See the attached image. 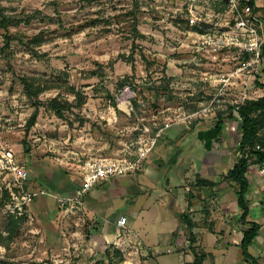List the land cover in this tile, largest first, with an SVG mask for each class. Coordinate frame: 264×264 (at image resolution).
Returning <instances> with one entry per match:
<instances>
[{"label": "rangeland", "instance_id": "1", "mask_svg": "<svg viewBox=\"0 0 264 264\" xmlns=\"http://www.w3.org/2000/svg\"><path fill=\"white\" fill-rule=\"evenodd\" d=\"M190 5V0H0V148H11L30 174L22 189L15 188L0 162V264H117V257L106 261L111 252L87 253L90 223L82 212H65L58 190L40 193V179L52 177L53 170L45 169L64 166L78 180L85 161L135 158L140 137L154 136L170 122L174 125L160 138L179 141L180 149L202 120L216 134L220 114L228 120L236 105L264 96V7L256 12L262 58L249 66L250 57L229 44H206L202 50L206 36L234 28L230 6L197 0L198 21L192 24ZM23 78L43 91L30 94ZM36 109L37 122L27 129ZM240 122L237 117L233 133ZM238 140L226 141L233 160ZM216 142L211 156L217 158ZM175 167L156 186L161 193L169 189L180 204L188 192L178 173L183 167ZM253 170L258 166L250 176ZM194 184L192 179L186 186L195 191ZM25 193L39 194L24 203ZM166 259L190 264L177 252ZM238 260L242 264L240 251L232 250L226 264Z\"/></svg>", "mask_w": 264, "mask_h": 264}, {"label": "crops", "instance_id": "2", "mask_svg": "<svg viewBox=\"0 0 264 264\" xmlns=\"http://www.w3.org/2000/svg\"><path fill=\"white\" fill-rule=\"evenodd\" d=\"M255 3L256 12L260 14V8L264 6L258 0ZM237 117L235 113L233 118L228 119L229 123L225 119L220 138L213 133L214 127L208 128L202 120V128L201 123H198L197 130L182 140L180 149L179 141L176 143L169 137L161 140V137L141 171L99 181L84 197V207L80 211L91 224L86 237L87 253L95 257L111 252L106 261L117 257V264H173L166 258L168 254L177 252L184 255L186 263L193 264L194 253L190 246L191 237L194 236L195 251L207 254L202 264L208 260L213 261V264H226L228 253L232 250L240 251L242 264H252L243 256L241 240L243 232L250 228V223L256 222L261 225V230L250 247V253L258 264H264V180L259 170H253L252 176L248 173L251 191L248 195L250 215L246 224L240 219L242 212L238 206V194L224 180L239 158L237 156L233 160L232 152H228L226 145V141L239 137L236 146L239 149L242 122L238 133L231 131ZM214 142L217 147H221L217 151V158L211 156L216 153L213 150ZM202 146L205 148L203 151ZM202 157L207 158L215 170L209 169ZM213 157L214 160H211ZM174 166L183 167L181 172H177L184 178L183 187L188 192L184 201H179L180 204L171 196L169 189H164L167 190L164 193L158 189L159 182L167 179V174ZM45 170H53L51 179H40L44 183L41 190L47 193L58 190V195L73 194L81 185L80 178L74 180L66 174L69 168L47 167ZM192 179L195 180V191L191 186H186ZM206 192L214 199L204 197ZM156 194L159 200L154 197ZM121 216L128 218L125 229L117 225ZM188 220L193 223L192 228ZM137 223L141 224V230L138 229L141 234L136 231ZM218 246L220 249H217ZM132 255L136 256L133 261L128 257Z\"/></svg>", "mask_w": 264, "mask_h": 264}, {"label": "built area", "instance_id": "3", "mask_svg": "<svg viewBox=\"0 0 264 264\" xmlns=\"http://www.w3.org/2000/svg\"><path fill=\"white\" fill-rule=\"evenodd\" d=\"M197 0H190V13L192 15L190 21L195 24L198 21L197 11L194 9ZM207 4L222 2L227 3L231 10L236 14V23L234 28L225 34L215 35L209 34L202 42V50L209 45L229 44L237 48L238 54L241 56L248 55L250 61L249 66L259 64L262 58L263 38L260 32V20L256 13V8L250 4V0H202ZM174 125L173 122L166 123L154 136L140 137L139 147L135 154V158L109 160L108 158H91L84 162L79 168L81 185L76 191L68 195H59L58 200L60 205L65 207V212H78L83 210L84 197L97 185L99 181L109 180L115 177L128 175L141 171L145 161L157 145L162 132ZM149 131L146 128V132ZM256 150L262 155V160L259 164H252L249 170H252L255 165L258 166L259 175L264 180V145L257 144ZM0 162L3 164L4 171L13 176V186L18 189L23 188L25 181L29 179V171L20 164L17 160L14 151L11 148H0ZM24 190V189H23ZM25 192V191H24ZM41 194L47 193L42 190ZM39 193H25L23 196L25 201L37 196ZM23 203H18L20 207ZM264 213V207H263ZM128 224V218L121 216L117 221L120 228L125 229Z\"/></svg>", "mask_w": 264, "mask_h": 264}, {"label": "trees", "instance_id": "4", "mask_svg": "<svg viewBox=\"0 0 264 264\" xmlns=\"http://www.w3.org/2000/svg\"><path fill=\"white\" fill-rule=\"evenodd\" d=\"M250 4L256 8L255 0H250ZM257 9V8H256ZM25 88L31 93L36 95L42 92V88L38 87V90L34 91V83L29 78L22 79ZM57 99L54 100L57 103ZM58 109V106H55ZM242 121V137L239 142V158L234 167L230 169L229 173L225 176L224 180L233 187L238 194V206L242 212L241 221L246 224L247 218L250 215V207L248 195L251 191V183L248 178L249 167L252 164H259L262 160V155L256 150L257 144L264 145V96L257 100L248 101L243 104L236 105L232 108L229 118H233L235 113ZM38 109L31 115L27 129H31L37 122ZM225 127V118L220 114L216 123V134L220 138L222 131ZM6 197L9 196L8 190L5 191ZM3 204V200H0ZM0 204V205H1ZM190 228L193 227V223L188 220ZM261 230V225L256 222L250 223V228L243 232L241 240V249L243 256L250 260L252 264H258L257 260L251 255L250 247L258 237ZM195 243V237H191V250L194 253V263L202 264L207 257L206 253L198 254L193 248Z\"/></svg>", "mask_w": 264, "mask_h": 264}, {"label": "bare ground", "instance_id": "5", "mask_svg": "<svg viewBox=\"0 0 264 264\" xmlns=\"http://www.w3.org/2000/svg\"><path fill=\"white\" fill-rule=\"evenodd\" d=\"M121 107L126 108V104L125 103H122L121 104Z\"/></svg>", "mask_w": 264, "mask_h": 264}]
</instances>
